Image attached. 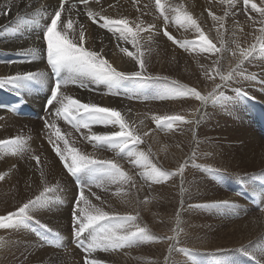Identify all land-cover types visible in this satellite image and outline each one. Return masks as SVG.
Instances as JSON below:
<instances>
[{
  "label": "bare ground",
  "instance_id": "bare-ground-1",
  "mask_svg": "<svg viewBox=\"0 0 264 264\" xmlns=\"http://www.w3.org/2000/svg\"><path fill=\"white\" fill-rule=\"evenodd\" d=\"M162 2L166 4L172 3L177 6L183 5L184 8H186L187 11L193 16V18L198 21L208 38L214 44H216L217 47L220 46V37H218L217 35L218 25L212 21L211 17L208 15V12L212 11L217 16H223L227 8L226 3H222L221 0H162ZM256 2L258 3L259 0H256ZM100 5H102L104 9L103 14L111 15L113 16V18H116L118 16H127L129 20H135L137 17H139L140 20L144 21L145 26H147L149 23H154L157 28L161 29L160 32L155 33L151 36L147 31L140 33V36L142 37L140 42L143 45L141 50L145 53V59L147 60L148 68L154 72L152 74L153 76L166 73L170 78L176 81H190L193 83H198V85L200 86H202L204 82H208L209 84L211 83V80L206 79L204 76V67L210 70L214 68L215 65H213L212 62L213 59L218 58L222 67H235V58L231 55L232 49L235 47V42L238 40L241 46L245 48L248 47L249 44L255 43L256 41L253 40V33L256 32V34L258 35L259 33L257 30L261 26L258 22L254 24L253 22L248 21L246 16L241 12L242 4H237L235 9L232 10L235 14L229 15L225 19L226 30H221L224 46L226 49L222 51V53H225L223 61L220 54H218L217 57H211L207 53L206 55H200L190 52L192 55H186V51L181 50V47L179 45L173 44L172 41H169L167 39V37L161 35L163 34V20L162 18H159V15L155 9L154 0H138V2L135 4L133 3V0H100ZM110 5H112L113 7H110ZM145 5H147V8L144 7ZM58 6L59 0H0V9L8 10L10 7V10L7 11V15L0 14V77L27 72H37L42 74L41 81L30 83L19 92L10 90L7 87L1 89L2 91L22 94L29 105L35 106L37 108L39 117L47 114L46 118L50 121L53 120L54 117L49 114V111H45L44 108L46 97L50 93V88L53 84V80L50 70L46 65V45H44L42 40L38 39V37H42L45 24L49 22V19L54 14V11L58 10ZM89 7H91L94 11L100 10V6L96 5L94 1L89 2ZM137 8L141 9V11H137ZM77 10L80 12H84V5L78 6ZM141 12H143L144 14L142 15ZM150 13H152V15H150ZM153 13H155L156 15L154 16ZM72 15L74 19H79L80 23L83 24L86 29L84 40L85 47H91V49L95 51H100L101 49H103V52L101 54L104 56V58L119 70L131 71L134 69V64L130 62L128 57L120 52L119 48L117 47V43H120L122 46L127 47L129 51H134L130 44H124L123 41L118 42L111 33H109L106 29H101L98 23H93L87 18L86 15H80L79 17H76L75 12ZM252 15L255 16V14ZM100 22L102 23V21ZM237 25L243 28V32L239 30ZM167 30L175 39L179 41H197V33L194 29H189L186 31L184 29L178 28V26H176L174 23H170ZM30 49L34 50V53H30ZM33 54L36 56L34 60L32 59ZM17 57H25L26 60L17 62L11 61L13 58ZM243 62L244 66L238 67L242 73V81H239L238 85L241 84L242 87H245L246 84L251 80L252 75L248 72V70H253V76L255 78H258V82H262V84L264 85V55H260L257 53ZM237 79L235 81V84L237 83ZM196 80L201 81L195 82ZM36 85H40V88H36ZM166 85L167 82L154 81L146 86L138 88L134 82L125 81L122 83L119 89L120 95L114 96L110 94V90L106 84L91 83L87 79H85L83 87H80L78 84H69L66 88V91L74 98L80 99L82 103L91 101L99 104L100 106L117 108L125 117V119L132 126H135L141 134L144 133V126L146 129L148 128L152 133L150 135L156 136L155 139L158 141L157 142L154 139V141H156L155 145L158 149V152L153 151V154L159 160H161L163 164H166V162H175L177 169L172 168V170L173 172H177L181 165V160L185 159L184 157L191 147L190 144L191 142H193L192 137L190 136L191 140H188L189 143H187V140H184V138H186L188 134L183 133L184 137L183 139H179V147L178 149H175V147H172V144L177 141L178 136H176V134L172 132V129H170L171 131L170 134H168L169 137L167 139L166 136L163 135L162 131H159L161 129L157 128L153 119H147L144 117V110L146 109L144 107V103L159 101L160 104V102H164L167 100L153 99L150 101H144L146 100L144 99V96H157L164 92L163 88ZM64 90L65 89H62V91ZM150 93H154V95ZM128 96H132L133 98L128 99ZM245 97L246 96H244V102L247 105ZM118 98H125L133 103L126 102ZM185 101L188 102L190 100L185 99ZM167 102L168 101H166V103ZM181 104L182 101H175L173 105H175L176 107H181L183 106ZM164 106L165 104L163 105V108H165ZM168 107L170 108L171 104L168 105ZM172 107L173 110L174 106ZM236 107H240L239 104H236L234 108L237 112L236 120H238L242 125L241 130H238V133L236 131L234 135H229L227 134V132L222 134L215 133L216 138L214 139L212 144L211 142L202 144L212 147V151L204 153L199 160H197L196 156H194L195 159L191 160V166L185 168V173L186 171H190V175L188 176V181L183 185L192 190V202H194L193 204L196 205V202L200 199L208 203L207 201H209L211 197H214L223 201H227L231 205H235H233V207H221L220 211L223 213L220 217L224 220V224H221L215 229L218 230L217 232L215 230L211 231V235H209L210 233L208 234V239L199 234L200 226L197 224V222H199V220L202 221V217H200L201 214L199 212V209L196 208L195 205H192V214L194 219L193 226H195L196 228V234L192 239L195 242L193 243L191 241V243H193V247H189L190 249L187 248L189 251L185 252V257L190 256V259L194 257L193 261L188 264H207L209 263L207 261V258L213 254L215 255V253L222 248V244H224L227 240L235 237L236 235H249L250 227L246 220L248 212L250 213L251 211H253L256 212L253 213L254 215H258V207L264 208V199L262 193L253 192L252 190V186L255 183H258V185L262 189H264V145H261V143L264 142V132L255 121L253 111L249 106L248 107L251 111L252 117L249 113L244 114L242 108ZM163 114L159 116H164L165 114ZM166 114L170 116L171 114H173V112H168ZM20 120L27 127V129L25 130L26 135L34 134L37 136L38 145H35L34 142H32V146L35 145L36 148L41 149L43 155L46 154V161L50 164L48 166L52 167L53 175L52 173L51 175L53 177L58 175L63 177L60 180H56V182H58L57 184L59 185L58 188L60 190L59 196L67 202L74 204L75 195L78 194V187L72 177L66 173L63 165L59 162V158L52 150V146L48 143V132L44 129V121H42V118H29L12 114L0 109V138L5 134L19 132L20 126L18 124V121ZM56 124L61 126V131L63 133L70 134L68 136V139L70 141L74 140L76 142V146L79 147L82 151H86L90 154L94 153L101 158L115 159L117 161L119 156L128 157L124 153H121L118 156L116 150L110 148L91 149V147L93 146L84 141L82 137V133L86 132V130L82 129L80 132H77L75 129L66 124L62 119L56 120ZM235 125L238 128V125L236 123ZM107 130L108 129H105L103 126H93V131L98 133ZM157 132H159L160 134H158ZM242 138H245L246 141L244 142ZM41 140H43V142H41ZM239 140H241V143L236 144L235 141L238 142ZM186 144H189V147L186 146ZM164 145L166 146V149ZM144 147L145 146L143 144H139V146L135 147H132L130 145L132 151L137 154L141 152L144 153ZM215 151H218L217 154L215 153ZM6 155L12 156L10 154ZM216 156H218V159H223L226 161L225 163L219 162L221 167L231 168L235 173L231 181L225 180V182L227 183L225 186L221 185L219 182L213 183V179H210L208 175L199 172V168H211L209 166L212 165L213 158ZM135 158L136 157H131L130 159H128V161L132 162V160ZM143 163L144 162H142V164ZM3 164V157L0 155V169L2 168ZM28 164L31 167L33 165V162L28 161ZM193 164H195V167ZM239 164V173H236V170L234 168ZM154 165L157 166V163ZM171 166L169 167L171 168ZM123 170L128 172V174L133 172V170H130L128 168H124ZM134 170L142 172L144 171V167L135 166ZM27 171H31L27 166L19 167L20 180H0V186L2 185V188L0 190V215L4 211L11 210V208L15 210L18 208L19 199L17 193L20 192L21 194L25 189H28L26 188L29 187L28 182L30 187L33 186L32 188L29 187L31 191L30 194L33 197L36 195L38 188L34 185H36V182L38 181L30 180L27 176L28 174H25V172ZM45 171H47V168ZM2 172L3 171H1L0 173ZM213 174H215V176L217 175V173ZM177 175L180 176V174ZM95 176L96 174L94 173L91 174V172H84L82 178L86 180L87 177L95 178ZM182 179L184 180V177ZM177 180L179 181V179ZM84 183L87 182L85 181ZM167 184L165 183L167 188L166 192L169 193V191L172 190L174 186H172L170 182ZM34 187L36 191L34 190ZM105 187H107V185ZM104 188H97L95 187V185H93L92 191L99 196ZM180 189L181 185L179 183L178 186L176 185L175 187V191L177 192V194ZM206 189L210 197H208ZM241 192L249 194L254 200L246 198L241 194ZM29 195L25 198L26 202L28 199H30ZM89 198L93 204H101V201L96 200L94 196L89 195ZM103 201L110 200H108L105 196ZM9 202L11 204H8ZM4 205H6L8 209H4ZM213 211L218 212L216 210ZM260 220L261 222L264 221L262 218ZM250 222L252 225H262L259 220L251 219ZM205 224L207 225V228L210 227L212 229V227L210 226L211 224L209 225L208 222H206ZM234 225H237L238 228L236 229ZM35 227L33 226L31 228V224L28 223V228L30 229V231L32 229L37 234L43 233V231H36ZM4 233H7V236L8 238H11L12 243L3 248L7 240H0L1 258L5 259L6 255L7 257L11 256V258L20 257L22 253L27 255H34L35 258H38L41 248L33 247L35 246V242L31 238L28 230L15 228L7 229L6 231H4L3 229H0V235ZM19 236H23V240L21 241L23 242L21 244V246L23 247L16 248L20 244L19 242H17ZM65 239L68 240L66 234L60 237V243L62 245L64 244ZM53 241L56 244V239H54ZM262 256H264V250ZM16 260H18V258L11 259V261ZM242 260H245V258H243ZM176 261H180L177 256L174 262ZM0 262L2 261L0 260ZM177 262L175 264H177ZM21 263L24 264L23 262ZM210 263L212 264V262Z\"/></svg>",
  "mask_w": 264,
  "mask_h": 264
},
{
  "label": "snow or ice",
  "instance_id": "snow-or-ice-1",
  "mask_svg": "<svg viewBox=\"0 0 264 264\" xmlns=\"http://www.w3.org/2000/svg\"><path fill=\"white\" fill-rule=\"evenodd\" d=\"M94 2L100 6L99 11H94L89 7V0H78V2L59 0L58 10L54 11L49 22L45 24L42 37H38L46 45V62L55 78L46 105L49 114L54 119L50 121L45 118L44 129L48 132V143L52 146V150L59 158V162L63 165L66 173L78 178V194L74 201L71 219L72 236L76 241V246L85 254L83 264H104L101 259L94 256V253L136 246L147 238L148 229L146 226L141 227L138 223L139 213L136 215L120 214L105 210L102 206L104 202L101 197L92 191L93 185L97 188H104L107 184H128L130 187H135L133 177L123 170L122 165L117 160L101 158L94 153L90 154L82 151L76 146L74 140L70 141L68 139L70 134L61 132L56 120L62 119L77 132L82 129L86 130L82 133L83 140L95 149L110 148L116 150L118 156L124 153L129 157H136L132 160V163L144 167L145 170L140 173V176L144 179L160 182L170 176L182 175L185 165L181 164L177 172H167L147 161L144 153L137 154L133 152L130 145L135 147L143 143V137L149 133L144 132L141 134L117 108L100 106L91 101L82 103L80 99L67 93V86L78 84L83 87L84 81L87 79L91 83L106 84L110 94L118 96L120 95L119 89L125 81L134 82L138 88L154 81H164L167 82L166 89L161 94L154 96L153 99L164 100L176 96L191 97L203 106L209 101L216 103L222 100L224 93L221 89L231 86V82L235 79L236 68L243 61L248 60L249 57L257 53L264 55V0H259L258 3L256 0H221L222 3L227 4L223 16H217L212 11L208 12L212 21L218 25L219 47L208 38L198 21L183 5L177 6L172 3L166 4L162 0H154L159 18L163 20V35L173 44L185 49L193 48L201 53H207L211 57H217L218 54L226 50L221 30H226L225 19L229 15L235 14L232 10L235 9L237 4H242L241 12L248 21L254 24L258 22L261 25L257 30L259 34L253 33L255 43H251L245 48L241 46L238 40L235 42V47L231 52V55L235 58V67L230 66L225 72L219 59L215 58L212 61L215 67L211 70L205 68L204 76L206 79L211 80L214 86L211 91L202 94L195 87L181 85L178 81L170 80L168 77L153 76L149 73L145 53L141 50L143 45L140 42L142 39L140 33L147 31L151 36L160 32L161 29L157 28L154 23L145 26L144 21L140 20L139 17L135 20H129L127 16L113 18L111 15L103 14L104 9L100 5V0H94ZM137 2L138 0H133L134 4ZM79 4L84 5V12L77 10ZM110 7L113 6L110 5ZM144 7L147 8V5ZM8 10H10V7ZM8 10L0 9V14L7 15ZM137 11H141V9L137 8ZM74 12L76 17L86 15L93 23H98L101 29H106L118 42L123 41L124 44H130L134 51H129L127 47L122 46L120 43H117V47L134 64V69L131 71L119 70L104 58L101 54L103 49L95 51L91 47H85L86 29L79 19L73 18L72 14ZM141 14L144 13L141 12ZM252 14H255V16ZM170 23H174L178 28L186 31L194 29L197 33V41H179L175 39L167 30ZM237 27L243 32L242 27L239 25ZM29 52L34 53V50L30 49ZM35 58L36 56L33 54L32 59ZM217 76L219 82H216ZM41 79L42 74L37 72L16 73L15 75L0 77V88L7 87L10 90L19 92L28 84L39 82ZM62 89L65 90L62 91ZM237 92L247 95L239 88ZM127 98L132 99L133 97L128 96ZM198 112L199 109H194L192 119H186L184 115L179 114L171 116L154 115L152 119L157 128L161 130L164 128L171 129L173 125L177 127L192 125L194 127L200 122ZM93 126H103L108 130L98 133L93 131ZM24 143V139L20 136L0 139V148L11 149L14 153L22 152ZM32 159L36 161L43 190L33 199H28L27 202L22 203L15 211L0 215V229H15L33 222V210L49 201L48 194L59 187L58 184L49 186L46 173L40 167V156L34 155ZM142 162L144 163L142 164ZM209 171L218 172L219 170L209 169ZM84 172L96 173L95 179L88 183H80V174ZM4 179L5 174L0 173V180ZM89 195L101 201V204H93L89 199ZM197 206L233 207L227 201ZM261 211H264V208H261ZM34 223L48 232L51 231L47 228V225L42 224L39 220H35ZM177 225H179L178 217ZM168 239L174 240L175 236Z\"/></svg>",
  "mask_w": 264,
  "mask_h": 264
},
{
  "label": "rangeland",
  "instance_id": "rangeland-1",
  "mask_svg": "<svg viewBox=\"0 0 264 264\" xmlns=\"http://www.w3.org/2000/svg\"><path fill=\"white\" fill-rule=\"evenodd\" d=\"M150 15H152V13H150ZM153 15L155 16L156 14L153 13ZM181 50L186 51L185 52L186 55H190L191 53L206 55V53H201L191 48L185 49L181 47ZM220 56L221 59H223L225 57V53L221 52ZM243 64L244 62H242L241 65L239 66H244ZM222 68L225 72H227L229 67L224 66ZM148 71L151 74L154 73L149 68ZM248 72L252 75L251 80L246 84L245 87H242L241 84L238 85V82L242 81V77H241L242 73L239 68H236L235 79L231 82V86L221 89V91H223L224 93V97L222 98L221 101L216 103L209 101L207 104L201 106L200 102L196 101L194 98L181 97V96H176L175 98L167 99L166 101H168L169 103L168 102L166 103V101H164L165 103L160 102V104L159 101L144 103L145 105L144 107L146 108V109L144 108L145 109L144 117L147 119L149 118L152 119L154 115H161L163 113L165 115H168L166 114L168 112L169 113L173 112V114L171 115L179 114V115H184L186 119H192L194 109H199L197 115L200 118V122L196 124L194 127L192 125H182L180 127L173 125V127L171 128L172 132H174V134L178 136L177 141L172 144V147H175V149H178L179 139L180 138L183 139L184 134H188V136L184 138V140H187L186 141L187 143H189L188 140H191L190 136L192 137V141H193L190 144L191 145L190 149L187 151V154L184 157L185 159H182L180 162L181 164L185 165L183 173L180 176L179 175L170 176L164 180H161L160 182H156L154 180H147L140 176L141 172L134 170L136 165L128 161V159H130L131 157L129 156L118 157V162L122 165L123 169L128 168L130 170H133V172L130 173L129 175L133 177L135 181V187H130L128 184H124V185L107 184V187L103 189L104 191L102 190L99 196L101 197L102 201L105 196L110 201H103L104 203L102 206L105 208V210L115 211L120 214L136 215L137 213H139L138 223L140 224L141 227H145V226L147 227L148 236L138 245L133 247H125L122 249H117L109 252L97 251L96 253H94V256L96 258L101 259L104 262V264H175L177 262V261L174 262L176 256L180 259V261H178L177 264L180 263L188 264L193 261L194 257L192 259H190V256L185 257V252L189 251L188 250L190 249L189 247H193V243L195 241L192 239L196 234V228L195 226H193L194 219L192 214V207H193L192 205H195L193 204L194 202H192L193 192L192 190L188 189L183 185L188 181V176L190 175L189 173L190 171H186L185 173V168L191 166L190 163L191 160L195 159L194 156H196L197 160H199L204 153L212 151V147L202 144L208 142H211L212 144V142L216 138L215 133L222 134L227 132V134L229 135L230 134L234 135L236 131L238 133V130L239 131L241 130L242 125L238 120H236L237 112L236 109L234 108L236 104H239L240 106L236 108H242L244 114L249 113L250 116L252 117L249 107L244 102L245 95L244 96L242 94L239 95V93L237 92L238 88L241 89L242 92L247 93L246 99L248 97H251L255 102L260 104L262 107L264 106V85L262 84V82H258V78L253 79L254 77L253 70H248ZM157 76H165L168 77L170 80H174L170 78L166 73L159 74ZM236 79H237V83L235 84ZM198 81L201 80H196L195 82ZM178 82L181 85H187L188 87H195L198 91H201L202 94H206L207 92L211 91L214 86L212 81L210 84L208 82H204L202 86L198 85V83H193L190 81L183 80L181 82L180 81ZM216 82H219L218 76L216 78ZM166 87L167 85L163 89L165 90ZM154 93H150V94L154 95ZM118 99L126 102H131L130 100H127L125 98H118ZM185 99H189L190 101L187 102L185 101ZM150 100H153V96L147 97V99L144 101H150ZM175 101L177 102L182 101L181 105L183 106L181 107L183 108H181L180 106L176 107L175 105H173ZM164 104H165L164 106L165 108H163ZM167 104L168 105L171 104V107L169 108ZM189 104H191L192 106ZM159 105L162 107H160ZM172 106H174L173 110H172L173 108ZM46 115H43L41 117L42 121L45 120ZM235 123L238 125V128L236 127ZM18 124L20 126L19 132H15L12 134H5L0 139H10L20 136L25 141L24 150L22 152L14 153L11 149L5 150L3 148H0V155L3 157V161H4V164L0 169V172L3 171L2 173L5 174V179H10L11 181H17L20 180L19 167L27 166L31 171H27L25 172V174L26 175L28 174L27 176L30 180L38 181V182L35 181L37 184L34 186L38 188L36 195H39V193L43 190V186L40 183V179L38 176L39 171H36L37 170L36 161L35 160L33 161L32 159L34 155L40 156V167H42L44 171L47 168V171H45V173L49 186L57 185L58 182H56V180L57 179L60 180L63 177L58 175V176H54L55 177L54 178L52 176L53 175L52 167L48 166L50 164L46 161V157H45L46 154L43 155L41 149H38L35 146L38 145L37 136L34 134L26 135L25 130L27 129V127L23 124L21 120L18 121ZM147 129L144 126V132L149 131L148 132L149 134L147 136H144L143 143H141L145 146L144 147L145 157H147V160H149L151 164L154 165L157 163V166L155 165L157 168H160L167 172L168 171L173 172L172 168L177 169L175 162L174 163L166 162V164H163L162 161L159 160L153 154V151L158 152V149L155 145L157 140L155 139L156 136L150 135L152 133L149 129L148 130ZM159 131H162L163 135L166 136V138L168 139L169 137L168 134H170L171 131L169 128H164L163 130H159ZM157 133L160 134L159 132ZM5 137H9V138H5ZM154 139L156 141H154ZM242 140L244 142L246 141L245 138H242ZM32 142H34L35 145L32 146ZM41 142H43V140H41ZM235 143L240 144L241 140H239L238 142L235 141ZM261 145H264V142H262ZM186 146L189 147V144H186ZM91 149H95V148L91 147ZM217 152L218 151H215L216 154ZM6 154H10L12 156H8ZM28 161L33 162L32 166L34 167L32 166L30 167ZM219 162L225 163L226 161L223 159H218V156H216L213 158L212 165L209 166L211 168L201 169L198 167L197 164L196 165L200 170L199 172H202L203 174L208 175L210 179H213L212 180L213 183L219 182L221 185L225 186L227 184L225 180L231 181L235 173L231 168L221 167ZM193 165L195 167V164ZM169 166H171V168ZM209 169H218L219 171L213 172V171H209ZM234 169L236 170V173H239L238 171L240 169V164L236 166ZM213 173H217V175L215 176V174ZM181 177L182 178L184 177V180ZM177 179H179V181ZM168 181L171 183L172 186H174L172 190L169 191V193L166 192L167 188L165 185V183L166 184L169 183ZM179 183L181 185V189L180 191H178L177 194V192L175 191V187L176 185L178 186ZM28 186L30 187L29 182H28ZM29 187H26L28 189H25L21 194L20 192L17 193L19 199L18 207L22 203L26 202L25 198L28 197V195L31 193ZM32 187L33 186H31L30 188ZM1 188L2 185L0 186V190ZM252 190L253 192H261L264 199V189H262L258 185V183L253 184ZM59 192L60 190L59 188H57L55 191L49 193L48 194L49 201L44 203L39 208L33 210L34 221L39 220L42 224L47 225V228L51 230L50 232L46 231L43 228H40L38 225L34 223V221L29 222L31 224V228L33 226L34 227L36 226L35 227L36 231L38 232L43 231L42 234H37L32 229L30 231V229L28 228V223L20 227H17L18 229L28 230L31 238L35 242V246L33 247L41 248L38 258H35L34 255H29V254L27 255L22 253L20 257H12V258H18V260L11 261L12 259L11 256L7 257L6 255L5 259L0 257V260L2 261L0 262V264H22L21 262H23L24 264H83L85 254L80 248L77 249L76 241L73 239L72 236L71 216H72L74 204H71L66 200L62 199L59 196ZM206 193L208 197H210L207 189H206ZM29 196L30 199H33L35 197V196L33 197L31 194ZM76 196L77 194L75 195V198ZM189 200L191 201V203ZM198 201L196 202L195 206L196 208L199 209V212L201 214L200 217H202V221L199 220V222H197V224L200 226L199 234L203 235L205 238L208 239V234L211 231H214L221 224H224V220L220 217L223 212L220 211L221 207H203L197 205H205L208 203L212 204L216 202H221L223 200L211 197V199L207 201L208 203L202 201L201 199ZM8 204L11 203L9 202ZM4 209H8L6 205H4ZM14 210L15 209L11 208V210L4 211L1 215H5L7 214V212ZM213 210H216L218 212H214ZM257 210H258L257 212H259L258 215H254L253 213L256 212L251 211L250 213L248 212L246 217V220L250 227V234L247 236L236 235L235 237L227 240L224 244H222V248L218 252H216L215 255L213 254L207 258V261L209 262L207 264H211L210 262H212V264H264V256H262L264 250V221L261 222L260 220L261 218L264 220V211H261L260 207H258ZM177 217L179 218V225H177ZM251 219L259 220L262 223V225H252L250 222ZM206 222H208L209 225L211 224L210 226L212 227V229L210 227L207 228V225L205 224ZM234 226L236 229L238 228L237 225ZM3 230L6 231L7 229H3ZM215 231L217 232L218 230ZM64 234H66L68 238V240L65 239L64 241V244L66 245L64 244L62 245L60 243V237L64 236ZM209 235H211V233ZM173 236H175L174 240L168 239L169 237H173ZM54 239H56V244L53 241ZM0 240H7L3 248L12 243L11 238H8L7 233L1 234ZM22 240H23V236L21 237L19 236L17 242H19L20 244L16 248L23 247L21 246V244L23 243L21 242ZM191 241L193 243H191ZM243 258H245V260H242Z\"/></svg>",
  "mask_w": 264,
  "mask_h": 264
}]
</instances>
